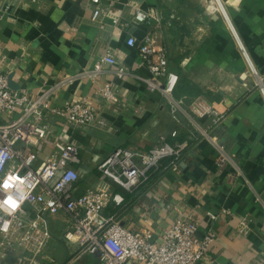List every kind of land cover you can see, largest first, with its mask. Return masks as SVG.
Returning <instances> with one entry per match:
<instances>
[{
	"label": "crops",
	"instance_id": "obj_1",
	"mask_svg": "<svg viewBox=\"0 0 264 264\" xmlns=\"http://www.w3.org/2000/svg\"><path fill=\"white\" fill-rule=\"evenodd\" d=\"M208 1L139 0L156 18L134 24L128 0H102L109 15L101 21L94 19L91 0H0V67L14 90L38 97L64 83L53 107L86 99L96 109L98 120L85 129L48 114L51 131L37 148L47 159L67 143L77 147V196L97 187L122 193L123 207L110 206L106 213L117 214L136 231L159 234L177 218L192 217L201 236L215 233L200 264H264V0H222L232 25L222 13H209ZM149 35L166 49L170 69L179 75L174 96H203L226 113L221 124L192 117L186 106L174 109L141 79L150 72L128 39ZM109 51L118 64L89 75ZM121 67L128 74L120 76ZM106 83L114 85L116 101L101 96ZM161 140L188 147L177 169L163 168L169 163L164 160L138 191L131 193L98 172L116 147L149 149ZM244 218L251 220L247 235L238 229ZM66 220L65 213L51 218L53 238L46 253L55 264L70 262L78 251L63 237ZM19 254H0V264H21ZM74 264L100 262L85 254Z\"/></svg>",
	"mask_w": 264,
	"mask_h": 264
},
{
	"label": "built area",
	"instance_id": "obj_2",
	"mask_svg": "<svg viewBox=\"0 0 264 264\" xmlns=\"http://www.w3.org/2000/svg\"><path fill=\"white\" fill-rule=\"evenodd\" d=\"M91 2L95 5L96 21L109 15L102 0ZM127 4L134 24L156 18L155 10L144 9L139 0H128ZM206 8L209 13H222L232 25L222 0H209ZM113 21L120 22L119 18ZM128 44L138 47L150 72L141 79L151 90H159L174 109L186 106L192 117L221 124L226 113L203 96H174L180 78L170 69L168 53L157 43L156 36L149 35L142 41L130 36ZM108 63L118 64L112 51L100 57L88 74L98 76ZM118 73L128 74L122 67ZM63 84L57 83L40 96L32 97L26 89L11 88L9 73L0 67V254L23 253L19 254L21 264H37L44 258L55 264L46 253L53 238L51 218L65 213L63 237L78 247L76 257L66 264H74L85 254L96 255L100 264H200L215 240L213 231L201 236L198 224L188 216L177 218L159 234L132 230L117 214L106 213L110 206L123 207L122 193L97 187L76 195L80 173L74 144L67 143L47 159L40 157L38 145L51 131L46 121L48 114L63 117L69 125L80 129L98 120L96 109L86 99L70 101L62 108L52 106L54 94ZM101 96L106 100L118 99L112 83L105 84ZM176 135L174 132L173 136ZM187 147L188 143L171 144L165 140L149 149L118 146L97 169L102 176L133 193L150 183L164 160L169 159V164L163 168L177 169ZM208 214L213 220L218 218V214ZM238 229L244 235L250 233L251 220L242 219Z\"/></svg>",
	"mask_w": 264,
	"mask_h": 264
},
{
	"label": "trees",
	"instance_id": "obj_3",
	"mask_svg": "<svg viewBox=\"0 0 264 264\" xmlns=\"http://www.w3.org/2000/svg\"><path fill=\"white\" fill-rule=\"evenodd\" d=\"M178 88H179V86H177V88H176V90H175V93L178 91ZM174 93V94H175ZM172 144V143H171ZM169 164V163H168ZM167 164V165H168ZM162 169V168H161ZM160 172V169L159 170H157L154 174H153V176H152V179H153V177L157 174V173H159Z\"/></svg>",
	"mask_w": 264,
	"mask_h": 264
}]
</instances>
